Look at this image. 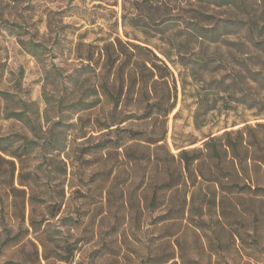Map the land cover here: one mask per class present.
<instances>
[{"label":"rangeland","instance_id":"obj_1","mask_svg":"<svg viewBox=\"0 0 264 264\" xmlns=\"http://www.w3.org/2000/svg\"><path fill=\"white\" fill-rule=\"evenodd\" d=\"M107 49L132 52L138 59L154 58L141 54L150 51L161 60L177 95L164 124L170 151L198 150L204 157L205 144L217 139L221 172L234 178L239 173L247 185L242 197L228 195L226 219H220L225 226L235 221L227 233L219 231L216 210L210 213L209 233L217 230L228 248L220 254L193 251V264H264V0L221 7L199 0H0V137L14 146L22 138L36 143L29 168L36 166L53 190L64 189L65 204L52 222L60 227L65 218L66 227H72L71 241L78 243L73 264H142L160 253L162 230L152 222L162 210L152 213L145 204L148 195L134 190L125 151L114 150L116 129L154 130L160 137L163 120L155 128L142 122V110L124 104L114 111L101 97L99 67L79 57L94 53L96 60ZM99 97L98 106L83 110ZM104 123L113 126L98 132ZM51 139L54 150L42 152ZM228 146L234 154L230 148L224 152ZM83 151H91L92 159ZM136 152L142 166L137 183L150 173L146 159L155 154L144 145ZM45 157L55 167L66 162L68 175L50 176ZM212 166L207 167L220 175ZM5 187L0 180L1 191ZM109 187L113 207L104 209L106 215L98 199ZM205 193L208 199L222 194L215 184ZM122 203L126 207L118 209ZM234 231L244 242L232 236ZM196 240L192 233L185 236L191 248ZM9 256L0 252V264Z\"/></svg>","mask_w":264,"mask_h":264},{"label":"trees","instance_id":"obj_2","mask_svg":"<svg viewBox=\"0 0 264 264\" xmlns=\"http://www.w3.org/2000/svg\"><path fill=\"white\" fill-rule=\"evenodd\" d=\"M199 1L221 7L236 3L237 0ZM198 27L200 26L196 25L195 30ZM141 54L152 55L154 58L138 59L132 52H112L109 49L105 52L101 50L96 60L94 53L81 55L79 58L90 64L95 62L99 67V73L96 75L97 88L102 92L101 97H105L112 104L114 111L124 104L129 105L142 110L140 118L142 122H153L156 128L163 120L164 127L176 108L177 95L172 93L168 82L170 72L150 51ZM101 102L102 99L99 97L83 110H91ZM112 126V123H104L98 132L109 130ZM116 133L119 138L114 150L125 151L124 158L130 163L132 176L135 174L131 182L134 190L143 189L144 196L148 195L145 197V204L152 209V213L162 210L158 220L152 222L153 228L162 230L160 253L157 260L150 257L149 260H143L142 264H177L178 261L181 264H193L196 262V259L190 256L193 251L202 254L224 253V249L228 248L227 243L220 242L217 230L209 233L211 222L214 221L210 213L216 210L215 213L219 215L216 222L222 225L219 231L221 234L227 233V229H232L235 221H228L230 226L228 227L220 219H226V205L231 203L228 195L242 197L247 185L241 184L239 173L234 178L221 172L218 163H222L223 154L218 148V140L210 139L205 144L207 154L201 157L202 152L198 150H182L178 155H174L165 143L166 127L160 137L154 130L147 133L143 129L122 130L118 127ZM8 142L10 138L0 137V180L6 184L4 190L1 191L0 188V252L10 254L4 264H73L78 253V243L71 241L72 227H66L65 218L59 220L60 227L52 222L61 214L65 204L64 189L53 190L43 182L36 166L29 168L28 162L38 151L36 143L27 138H22L17 146L9 145ZM53 142L54 139H51L46 147H42V152H51ZM142 145L155 156L151 155L146 159L148 162L146 167L151 168L150 173L142 176L136 183L142 167L136 149ZM229 148L234 154L235 149L232 146L224 147V152L226 153ZM83 152L90 160L92 159L91 151ZM45 159L51 166V170L48 171L50 176H53L54 172H61L63 176L68 175L66 162L62 161V166L55 167L51 164L53 160L49 157ZM231 163L237 166L235 155L232 156ZM212 164L220 175L215 176L216 172L211 171ZM157 174L161 176L155 178ZM38 181L42 182L40 186ZM15 184H18V187ZM211 184L219 185L222 192L219 199L216 197L208 199L209 193L204 194V191L209 192ZM58 186L59 184H56L57 188ZM111 189L109 187L105 191L106 197L101 196L98 199L101 202L99 205L102 209L101 214L108 215V211L105 212L104 209L113 207L110 200ZM133 199L135 197L132 194L129 202ZM105 201L106 203H103ZM121 206L118 209L123 210L126 204L122 203ZM115 216L118 220L127 218V215ZM187 233L198 237L192 248L185 241ZM232 236L244 242L238 231H234ZM238 248L237 245L236 249ZM26 254L28 259L20 261L19 256Z\"/></svg>","mask_w":264,"mask_h":264}]
</instances>
